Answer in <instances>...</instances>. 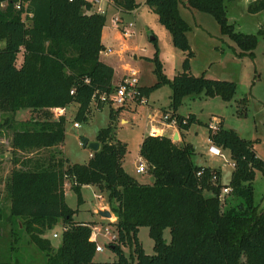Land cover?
Segmentation results:
<instances>
[{
    "label": "trees",
    "instance_id": "16d2710c",
    "mask_svg": "<svg viewBox=\"0 0 264 264\" xmlns=\"http://www.w3.org/2000/svg\"><path fill=\"white\" fill-rule=\"evenodd\" d=\"M17 1L0 0V114L5 115L0 136L3 130H10V149L24 155L11 169L5 193L15 230L28 233L44 253V264H264V210L253 199V180L256 171L264 173V160L256 154L252 141L223 127L222 120L216 130L206 124L210 144L228 150L233 162L228 182L222 183L219 168L192 161V144L161 134L143 135L139 156L153 181L139 182L122 166L128 147L114 132L123 106L114 108L108 99L116 88L114 69L99 56L106 15L92 10L86 0H20V8ZM231 1L186 0V6L213 16L220 32L239 47L238 54L251 56L257 36L236 31L228 21L227 3ZM144 3L167 28L172 44L184 52V58L182 70L168 78L156 50L155 82L140 86V93L145 96L169 84L170 102L163 112L170 113L169 119L175 120L179 131L188 130L195 115L177 113L185 95L202 92L229 101L236 83L190 72L189 25L179 13L178 0ZM112 4L121 13L138 6L136 0H112ZM247 10H264V0H252ZM259 33L264 36V27ZM73 103L77 105L73 118L78 123L88 122L93 111L108 105V123L95 135L99 148L85 163L71 162L58 148L65 138L67 119L65 115L54 117L51 109ZM20 110L34 111L36 116L16 119ZM240 113H245L244 109ZM213 174L216 181L211 180ZM66 182L78 205L83 202V185L106 192L116 233L108 246L116 259L94 260L92 222L73 220L76 210L65 201ZM223 187L229 192L221 200ZM2 215L0 205V218ZM58 223L62 231L54 248L44 234ZM141 226L148 228L152 254L145 253L138 240ZM166 228L169 243L163 237ZM123 246L129 248L128 255ZM0 264L24 263L15 259Z\"/></svg>",
    "mask_w": 264,
    "mask_h": 264
},
{
    "label": "rangeland",
    "instance_id": "374dc122",
    "mask_svg": "<svg viewBox=\"0 0 264 264\" xmlns=\"http://www.w3.org/2000/svg\"><path fill=\"white\" fill-rule=\"evenodd\" d=\"M138 1L140 5L136 13L134 15L126 13L124 16L125 21L132 23L130 26L132 34L128 38L123 39L121 26H118L119 29H117L113 25V15L110 12L107 14L105 25L109 36L104 43L107 47L106 52L109 53L105 55L102 53L101 59L103 58L115 67V77L125 72L130 66L135 70L139 83L150 86L156 79L153 73L155 67L153 56L156 50L162 63V72L168 78H172L182 70L184 52L172 44L169 31L158 22L156 13L141 0ZM251 1L234 0L227 3V18L233 24L234 29L257 36L251 56L238 54L239 47L220 32L219 25L213 16L188 8L186 0H178L177 4L180 15L189 25L187 38L193 52L190 58V72L194 76L204 73L208 78L236 83V91L229 101L223 100L218 95L206 96L201 92L185 95L177 107V113L181 115L193 113L196 117V121L187 130L185 139L186 143H190L194 147L193 160L202 162L205 155V160L208 163L219 165L222 183L228 182L232 171V161L226 149L219 148L221 156L207 154L210 142L207 138L208 127L206 124L222 120L223 127L231 128L241 137L251 140L256 154L264 160V36L259 33L260 28L264 27V10L250 13L247 7ZM117 23L121 24L119 21ZM2 45L3 42H0V46ZM20 59L21 52L18 54V61ZM127 75H129V71H127ZM170 93L169 84L159 86L147 95H143L145 102L139 103L136 100L124 105L123 108H129L139 104L138 111L121 113L125 110L122 109L115 122L116 138L126 142L128 147L123 159V166L142 181L147 179L146 175L144 172H137L135 168L140 161L141 135L148 131L147 112L152 111L146 103L167 109ZM240 100H243L245 104L242 105ZM113 107L116 108V106ZM243 109L245 113L241 114L240 111L242 112ZM96 111L89 122L80 123V127L77 129L71 127L72 122L75 121L74 111L69 109L66 114L67 136L64 145L66 156H64L71 162H84L87 152L85 148H82L78 137H74L72 132L84 136L83 133L97 132L99 128L108 123V105L105 104L101 111ZM52 113L54 112L52 111ZM162 113H164L163 110ZM4 116V114H0V121ZM28 116L35 117L36 112L20 110L15 114L16 119ZM9 137L10 130H3L0 136V205L3 214L0 218V261L19 259L24 264H44V253L32 243L27 232L24 230L17 232L14 226L15 220L8 217L10 203L6 197L5 183L11 169L16 167L21 157L24 156L14 154L9 148ZM173 140L179 139L174 138ZM200 153L203 154V159ZM16 158L17 161H15ZM65 188V201L69 207L76 210L73 220L92 222V226L97 227L95 238L102 250L95 253L94 260L112 261L116 259L112 248L108 246L111 241H115L116 233L111 224L115 220V216L110 211L106 192H100L95 186L83 187L82 196L85 200L78 205L76 194L69 189L68 182L65 183ZM253 199L255 205L260 210H264V173L260 171H256L253 180ZM99 207L100 210L110 211L111 217L98 215L94 210ZM61 231L62 225L58 223L44 234L54 248L60 243ZM53 233H56L57 236L53 237ZM16 235L18 238L15 240ZM137 237L145 253H154L153 241L148 235L146 226L139 227ZM163 237L165 242L169 243V228L164 229ZM122 248L128 255L129 248L125 246Z\"/></svg>",
    "mask_w": 264,
    "mask_h": 264
},
{
    "label": "crops",
    "instance_id": "0c3cea01",
    "mask_svg": "<svg viewBox=\"0 0 264 264\" xmlns=\"http://www.w3.org/2000/svg\"><path fill=\"white\" fill-rule=\"evenodd\" d=\"M136 2L138 3V6L140 5V2L138 1V0H136ZM141 2H145V0H141ZM145 4V3H144ZM146 5V4H145ZM138 6L135 8V9H133L132 11H130V12H128V14H135L136 13V11H137V8H138ZM98 7H100L101 9H103V11H104V14L106 15V18H107V14L110 12L112 15H113V19L115 20V19H117V22L119 21V22H121V24H118L117 22H114V26L117 28V29H119L118 28V26H121V27H125L126 25H128V23H131L130 21L128 22V21H125L124 20V16H125V14L126 13H121V12H119L115 7H114V5L112 4V1L111 0H98V2H96V3H92V10H95V11H97V12H99L98 10H97V8ZM118 24V25H117ZM108 36H109V34L106 32V25H104V27H103V29H102V32H101V42H102V44H103V48H102V50H101V52H100V59H101V55H102V53L105 55V54H107V53H109V52H106L107 51V47H106V45H105V43H104V41H105V39H108ZM112 52V51H111ZM103 59V58H102ZM101 59V60H102ZM103 61L105 62V63H107V64H109V65H111L112 67H113V69H114V75H113V78H112V83L115 85V86H117L118 84H119V82L121 81V79L124 77V76H126L127 75V71H129V74L130 73H132V72H135V70L133 69V68H131L130 66H126L125 65V67H127V70L125 71V72H123V73H121L119 76H117V77H115V75H116V69H115V67L112 65V64H110L109 62H107V61H105L104 59H103ZM138 80H139V78H138ZM140 84V86H145V85H143L142 83H139ZM147 105H149V107H150V110H152V111H148L147 112V121H148V126H147V128H148V131L147 132H144V133H142V135H141V139H142V136L143 135H146V134H150V135H152V133H151V131H150V129L151 128H154V129H156V134L155 135H157V134H161V135H166V136H168V137H170L172 140L174 139V137H175V135H177V139H179V140H177V142H179V143H182V142H185V139H186V132H187V130H184V131H179L178 129H177V127L174 125V124H172V123H166V124H161L160 123V119H161V111L163 110V109H166V108H161V107H155V106H153L152 104H148V102L146 103ZM139 105V104H138ZM138 105H132V107H129V108H127V107H125V108H123V109H125V110H123V112H121V113H124V112H127V111H138ZM76 107H77V105L75 104V103H73V104H70V105H68V106H66V107H58V111H57V113H55L54 114V117H57V116H59V115H65L66 116V114H67V112L69 111V109H72L73 111H74V113H75V111H76ZM103 109V108H102ZM101 109V110H102ZM168 109V108H167ZM100 110V111H101ZM97 111L95 110V111H93L92 112V114L90 115V118H89V120H88V122L93 118V116H94V114L96 113ZM123 122H124V120H123ZM80 124V123H79ZM161 126H160V125ZM158 125V126H157ZM66 126V125H65ZM71 127H73L74 129H77V128H79V127H74L73 126V122H72V124H71ZM73 130V129H72ZM72 134H74L75 136L74 137H78V140H79V138H80V136H81V134H75L74 132H72ZM83 135L84 136H86L89 140H96L95 139V135H96V132H90V134H85V133H83ZM66 136H67V131H66V128H65V138H64V141H63V143L61 144V145H59L58 146V148L62 151V153L66 156V152H65V147H64V145H65V140H66ZM208 138V137H207ZM174 141V140H173ZM208 141H209V139H208ZM140 142H141V140H140ZM210 142V141H209ZM211 145V144H210ZM82 146V145H81ZM10 148V147H9ZM83 148V147H82ZM194 148V147H193ZM85 149L87 150V152H86V156H85V158H84V162H80V163H85L88 159H89V157L91 156V154H92V151L90 150V149H88V148H86L85 147ZM200 154H202V153H200ZM207 154L208 155H212V154H210L208 151H207ZM201 157V156H200ZM139 158H140V161H142L143 163H144V166H146L145 165V162H144V160L139 156ZM202 159H203V154H202V157H201ZM192 161L195 163V164H197V165H201V166H209V167H212V168H219L220 170H221V168H220V166L219 165H213V164H210V163H208L206 160H205V155H204V161H202V162H196V161H194L193 160V158H192ZM232 161V160H231ZM139 162V161H138ZM122 166H123V161H122ZM124 167V166H123ZM124 169L130 174V175H132L134 178H136L139 182H147V181H149V179H150V176L148 175V174H146V172H144V174L146 175V180L145 181H142V180H140L139 178H137L136 177V175L133 173V172H130V171H128L125 167H124ZM232 169H233V162H232ZM231 173V172H230ZM229 180V179H228ZM225 183H227V182H225ZM88 186H93L94 187V185H83L82 186V188H81V193H82V189H83V187H88ZM65 191H66V188H65ZM82 198H83V202H84V197L82 196ZM102 208V207H101ZM98 210H100V207L99 208H97V209H95L94 211L96 212V211H98ZM95 221V220H94ZM95 240V242H96V245L98 244L97 243V239L95 238L94 239ZM96 252H98V251H96ZM95 256V255H94Z\"/></svg>",
    "mask_w": 264,
    "mask_h": 264
},
{
    "label": "built area",
    "instance_id": "2783aa9c",
    "mask_svg": "<svg viewBox=\"0 0 264 264\" xmlns=\"http://www.w3.org/2000/svg\"><path fill=\"white\" fill-rule=\"evenodd\" d=\"M86 1H89L91 4L98 2V0H86ZM20 6H21V2H20V0H18L16 2V7L20 8ZM97 10L100 13L104 14L103 9H101L100 7H98ZM116 21H117V19L114 20V22H116ZM130 26H132V23H128V25H126L125 27H121V36L123 37V39L130 37V35L132 34V30H130ZM139 87H140V85H139L138 77L136 76L135 72H132L129 75H126L121 79L119 84L116 86L115 90L108 95V99H110L111 104L113 106H116V107L124 106V105L131 103L133 101H136V100H138L139 103H143V102H145V99H144V96L141 95ZM104 97L105 96L102 95V98H104ZM51 111L54 112L53 114L57 113L58 107L52 108ZM169 118H170L169 112L162 113L160 123L161 124H166V123L174 124L175 120L169 119ZM217 123L218 122L210 123L209 128L211 130H216L217 129ZM73 126L79 127L80 124L78 122H73ZM150 131H151L152 135H155L157 132L156 129H154V128H151ZM207 151L214 156H221L222 155L220 149L216 146H213V145L208 146ZM135 169L137 172H144L145 171L144 163L142 161H139L137 163ZM200 173H201V171L197 172L198 175ZM216 179H217L216 175L213 174L211 177V180L216 181ZM228 192H229V188L223 187L221 189L220 194H219L220 199L222 200L224 195L227 194ZM92 230H93L94 239H95L97 227L92 226ZM56 236H57V234L53 233V237H56ZM95 249H96V251H101L102 247L97 244Z\"/></svg>",
    "mask_w": 264,
    "mask_h": 264
},
{
    "label": "water",
    "instance_id": "95a60500",
    "mask_svg": "<svg viewBox=\"0 0 264 264\" xmlns=\"http://www.w3.org/2000/svg\"><path fill=\"white\" fill-rule=\"evenodd\" d=\"M174 138H177V135H175ZM79 140L83 148L86 147L90 149L92 152L97 151L99 148V142L96 140H89L86 136H80ZM149 181L150 182L153 181V176H150ZM97 213L98 215H101L104 217H111V213L108 210H98Z\"/></svg>",
    "mask_w": 264,
    "mask_h": 264
}]
</instances>
